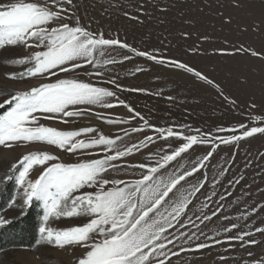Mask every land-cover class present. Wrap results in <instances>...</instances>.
<instances>
[{"label":"snow or ice","instance_id":"snow-or-ice-1","mask_svg":"<svg viewBox=\"0 0 264 264\" xmlns=\"http://www.w3.org/2000/svg\"><path fill=\"white\" fill-rule=\"evenodd\" d=\"M109 3L111 5V0ZM231 6L242 7L241 0H231ZM144 10L143 4L137 8L138 12ZM218 14L223 24L232 23L231 16ZM123 15L139 21L137 15L128 11ZM94 22L85 21L79 0H0V50H24L23 54L4 58L6 65L23 66V71L3 75L6 80L24 87L0 89L7 95L0 103V109L7 106L0 114V147L12 150L35 144L48 146L27 152L11 169H23L16 179L23 190V206H30L34 200L42 204L41 242L60 251L71 250L69 264H173V257L193 251L177 244L182 238L185 243L193 238L179 232L178 226L184 228L189 223L196 226L188 213L208 183L207 173L202 170L208 167L221 145L238 146L249 138L264 136V110L258 111L259 105L250 99L241 113L246 117L244 121L227 128L217 127L215 132L185 124L150 123L142 112L120 99L118 92L162 93L126 88L119 76L113 75L115 67L133 62L134 57L144 58L153 66L189 74L195 81L214 89L217 98L234 110L241 105L215 79L183 60L166 55L164 49L140 50L118 34H106L100 27L93 28ZM260 27L255 24L253 31H259ZM247 30V26L242 29ZM180 35L188 40L192 33ZM197 39L205 42L211 37L203 35ZM224 43L229 44V41L225 39ZM187 53L204 55L207 49L193 44ZM212 54L250 57L264 62V50L245 47L243 43L215 48ZM151 71V66L137 65L132 74ZM81 72L88 79H83ZM93 79L111 88L100 86ZM32 80L39 83L32 84ZM241 82L248 84L246 78ZM97 108H123L127 118H113L106 112L96 111ZM83 118L116 126L122 134H105L92 126L65 131L41 123L55 121L67 125ZM225 132L230 134L219 135ZM197 146H206L209 150L191 159ZM56 152L75 157V162H64ZM137 155L143 159L134 161ZM260 156L264 158V153ZM182 160L185 162L181 163ZM34 169L38 170V176L30 179ZM197 173H201V178L193 182L190 178ZM224 174L223 170L218 173L219 176ZM127 176L134 178L126 179ZM243 179L241 176L235 183ZM215 183L219 181L216 180L213 187ZM215 195L213 192L206 199L212 200ZM225 198V195L219 196L221 201ZM207 207V203L202 205V208ZM221 208L218 205V210L211 215L201 212L196 219L209 221L220 214ZM259 210H264V205L252 206L250 212L241 216L247 221ZM72 218L80 220L62 229L52 228L48 223L50 219ZM223 218L229 220L228 216ZM7 223L9 221L0 216V227ZM233 230L236 234L227 238L229 242L236 241L245 249L264 247V226L244 231L238 224L230 223L223 228L225 233ZM257 234L261 238H255ZM208 247L210 245L199 243L194 250ZM243 264H264V253L248 251Z\"/></svg>","mask_w":264,"mask_h":264},{"label":"rangeland","instance_id":"rangeland-1","mask_svg":"<svg viewBox=\"0 0 264 264\" xmlns=\"http://www.w3.org/2000/svg\"><path fill=\"white\" fill-rule=\"evenodd\" d=\"M81 15L85 21L92 19L93 28L100 27L106 34H118L122 40H126L133 47L140 50H153L160 48L165 54L183 60L220 83L225 92L236 99L241 105L239 109H232L222 99H218L214 89L195 81L189 74L168 70L159 66L151 65L144 58L134 57L133 62H125L123 67H115L113 75H118L120 83L126 88H145L152 93L161 95H146L143 93L118 92L120 99L125 100L142 112L150 123L159 126L185 124L195 129L215 132L217 127H231L238 122L244 121L242 116L247 102L252 99L259 105V110H264V62L250 57H221L213 55V49L230 47V44L243 43L245 47L264 50V0H241L242 7L234 8L231 0H79ZM143 4L144 12H138L137 8ZM223 4V7L220 5ZM162 9H166L162 11ZM128 11L139 17V21L127 19L123 12ZM232 17V23L223 24V18L218 13ZM142 21V22H140ZM185 21H193V24ZM255 24H260L259 31H253ZM247 26V31L242 29ZM182 32L192 33L191 39L185 40L181 37ZM207 35L209 41L201 42L198 36ZM227 39L229 44H225ZM199 44L201 49H207L204 55H192L187 53L189 46ZM14 49L0 50V89L12 90L17 87H24L23 84L13 83L5 79L3 73L10 71H23V66L6 65L4 58H11L23 54ZM152 67L148 73H137L133 75L135 67ZM111 67V66H109ZM83 79L88 77L83 75ZM248 84H242L243 79ZM107 79V77H105ZM94 83L100 86L110 87L93 79ZM32 84H38V80H32ZM173 99L169 100L168 97ZM7 98L6 93L0 92V103ZM96 111L106 112L113 118H127L126 110L115 108L104 110L97 108ZM51 127L60 130H76L84 126H92L102 130L105 134L120 135L116 126L106 125L93 118L76 119L65 125L58 122L41 121ZM135 123V122H134ZM129 127V125H123ZM151 134V133H147ZM230 133H219L227 136ZM38 148H48L46 145L18 146L12 150L0 147V199L3 197L4 187L15 182L13 197L5 206L0 216L9 221L0 227V233L8 229L12 222L26 215L29 207L23 206L22 188L16 183L19 171L23 169H11V165L29 151ZM54 151V149H48ZM209 149L206 146H197L191 159L206 153ZM264 136L257 135L242 141L238 146L221 145L205 170L208 183L198 194V199L193 201L195 207L188 215L195 221V225L189 223L187 227L179 228L193 236L187 243L183 238L177 242L183 244L186 249L193 251L182 252L179 257H173V264H243L247 259V252L264 253V247L257 246L251 249L241 248L236 241L229 242L228 237L235 235L233 232L225 233L223 228L230 223H236L244 231L254 227L264 226V210H259L249 220L241 216L244 212H250L252 206L264 205ZM64 162H75V157L67 153H59ZM134 161L138 162L143 157L137 155ZM185 161L182 160L181 163ZM223 170L224 176L218 173ZM38 170H33L29 178L35 179ZM243 176L244 179L236 184L235 181ZM10 177V178H8ZM126 179L134 177L127 176ZM201 178V173L190 178L195 182ZM218 180L219 183L214 182ZM232 181L233 183H229ZM216 195L212 200L206 197ZM231 193V195H227ZM220 195L226 198L219 200ZM40 210L43 212L41 202ZM204 203L207 208H202ZM220 214L209 221L200 222L196 217L201 212L211 215V212L218 210ZM228 216L229 220L223 217ZM43 217V216H42ZM186 219V218H185ZM80 218L72 219H50L49 226L55 229H62L78 223ZM43 223V221H42ZM194 234V235H193ZM198 237V238H197ZM255 238H261L259 234ZM219 241V243H217ZM205 243L210 247L195 251L196 245ZM57 250L41 242V239L32 248H5L0 249V264H69V252ZM225 257V260H221Z\"/></svg>","mask_w":264,"mask_h":264},{"label":"trees","instance_id":"trees-1","mask_svg":"<svg viewBox=\"0 0 264 264\" xmlns=\"http://www.w3.org/2000/svg\"><path fill=\"white\" fill-rule=\"evenodd\" d=\"M5 109H0L3 114ZM15 182L7 184L3 189V197L0 199V212L13 197ZM43 212L40 205L33 202L26 215L12 222V225L0 233V249L5 248H32L40 238L39 227L42 224Z\"/></svg>","mask_w":264,"mask_h":264}]
</instances>
